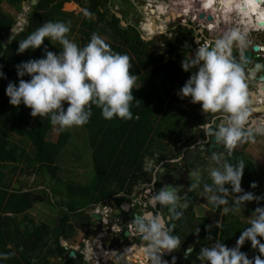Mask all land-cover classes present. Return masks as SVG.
I'll return each mask as SVG.
<instances>
[{
  "label": "trees",
  "instance_id": "trees-1",
  "mask_svg": "<svg viewBox=\"0 0 264 264\" xmlns=\"http://www.w3.org/2000/svg\"><path fill=\"white\" fill-rule=\"evenodd\" d=\"M28 1L31 0H11L10 3L21 10L23 2ZM66 2L69 0H39L25 15L28 18L23 30L6 48L4 41L17 20L0 12V71L6 77L0 78V253L6 254V258L0 257V264H84L83 256L77 254V258H73L71 250L63 242H73L78 230H84L87 235L90 233L93 220L86 213L87 210L91 207L97 210L101 203L122 191L132 194L142 183L152 180L146 174L147 159L160 162L169 158L173 153H167V141L182 142L193 126L204 121L200 117H192L186 109H182L177 115L173 114L174 109L170 108L172 103L167 110L164 98L170 91L167 90L168 93L163 96L164 91L159 88L165 81L160 80L158 73L151 75L141 72L137 67L152 66L158 60L148 56L139 47L136 50L133 47L134 40L131 45L123 44L116 38L114 29H118L119 19L112 25L110 20L115 17H106L109 11L103 8L100 1L89 11L93 16H98L97 22L91 18L80 21L81 16L65 12L63 5ZM79 3L85 6L83 0H79ZM45 21L69 23L68 33L77 31L80 34L78 46L85 45L93 32L100 35L104 31L115 41V44L107 43L110 50L129 56V71L137 76L132 94L134 100L139 101L131 104V119L113 117L106 120L101 116L100 109L92 106V115L86 124L60 131L57 126L50 124L47 116L32 117L30 109L22 103L18 106L9 103L5 88L9 81L18 82L15 66L21 61L40 58L45 47L57 49L56 46L59 45L57 41L56 46L50 45L45 38L40 48L28 49L22 54L16 53L17 41L25 38ZM100 25L102 26L99 27ZM59 51L60 49L57 50ZM180 63L177 60L174 71L177 74L173 85L180 81V86H175L177 92L191 74L184 71ZM23 79L28 80L30 77L25 75ZM139 82L142 83L141 88L136 87ZM64 106H67L66 102ZM54 129L58 132L56 142L48 140ZM190 143L191 141H186V144ZM69 147L79 152L83 148V151L73 155ZM179 155L178 149L174 156ZM236 158L244 159L246 164L241 187L245 191L264 196L262 169H257L250 158L237 150L233 151V162ZM60 162H64V165L59 166ZM83 164H86L85 167H81ZM65 170L66 173L72 170L74 176L64 175ZM78 175L80 179H77ZM31 177L41 179L42 184L50 181L52 188H44L45 194L34 192L26 181ZM207 178L206 173L201 175V187L192 189L188 197L189 208L182 210L183 216L172 220L174 225L169 226L182 243L175 250L177 256H184L183 250L190 244L193 246V253L184 260L185 264H199L196 253L201 247L210 246L216 241L228 247L235 246L237 237L254 217V209L264 206V199L246 202L245 207L235 214L224 216L219 208L213 209L202 192V184ZM253 182L256 184L255 188L250 187ZM15 185H19L18 188ZM38 194L45 200L46 196L59 197L54 205L63 213L54 225L36 223L37 219L28 213L33 209V199ZM198 197L210 211L221 214L219 220L213 223L209 216H196L193 203ZM228 198L231 201L230 194ZM20 217H23L21 221ZM258 239L264 243V238ZM120 248L121 246L114 250ZM240 250L249 258L260 256L264 259V255L253 248L250 241L246 240ZM117 258V262L113 264H128L124 257L120 259V253ZM57 260L58 263L55 262Z\"/></svg>",
  "mask_w": 264,
  "mask_h": 264
},
{
  "label": "clouds",
  "instance_id": "clouds-1",
  "mask_svg": "<svg viewBox=\"0 0 264 264\" xmlns=\"http://www.w3.org/2000/svg\"><path fill=\"white\" fill-rule=\"evenodd\" d=\"M212 3L213 0H202L204 8L210 7ZM216 4L219 11L234 13L233 15L242 19L248 17L249 24L230 27L221 34L213 31L217 37L208 35L202 37L206 39L205 41L196 40L198 47L180 63L181 68L191 74L177 95L181 99L189 97L192 104H199L201 112L208 118L196 129H199L204 139L211 140L224 149L219 153L215 151L210 153L209 164L205 168L210 182L202 184V192L213 209L219 208L221 214L227 216L245 207L246 202H259L264 199V196L245 191L241 187L246 164L242 158H236L234 162L232 160L233 150L238 144L254 142L255 139V130L248 125L252 109L249 107L248 91L244 82L243 50L250 44L248 34L252 33L249 31V27L252 26L251 16L258 14L264 19V0H216ZM84 15L91 17L94 14L85 9ZM201 27L210 34L206 26ZM69 31V23L45 21L25 38L17 41V54H22L28 49L40 48L45 38L50 42L57 41L61 47L59 52H53L45 47L40 58L21 61L15 66L18 82L9 81L5 88L9 103L13 106L22 103L30 109L32 117L47 116L50 124L57 126L60 131L86 124L92 115V106L99 108L101 116L106 120L113 117L131 119L133 115L131 104L133 101L136 103L139 101L134 100L132 94L137 76L129 71L131 67L129 56L110 50L105 40L95 32L85 45L78 46L67 38L66 34ZM199 33H204V30ZM253 33L264 35V32L260 31ZM196 39L200 37L197 35ZM262 44L258 46L260 47L258 55L264 59V41ZM233 47L241 53L239 62L232 56ZM25 75L30 79H23ZM0 78H6L3 71H0ZM189 175L195 181L189 185V190L201 187L200 169L190 171ZM226 185H230L231 189L229 190ZM250 187L255 188V182L251 183ZM229 194L232 197L231 201L228 198ZM150 200L152 207L166 206L170 219H180L183 216L182 209L188 206L187 203L177 205L176 189L171 185L161 187L150 195ZM100 208L98 213L94 212L93 207L87 211L90 212L89 216L91 212L93 213L94 216L91 218L97 223L105 224L106 217H103ZM253 213L254 217L237 237L235 246L228 247L220 241L203 246L196 253L199 264H264V259L260 256L249 258L240 250L247 240L251 242L253 248L264 255V243L258 239L264 238V206H257ZM95 216L101 218L97 220ZM131 226L146 242V254L151 257V264H162L160 254L165 250L174 251L182 244L179 236L173 234L171 228L166 227L159 212L137 215L132 219ZM219 226L217 222V227ZM113 230L116 236L119 232L117 228ZM196 232L198 233L199 229ZM97 235L98 233L95 242L106 239ZM84 241L90 242L82 239L76 249H70L71 254L74 253L73 258H77V254L82 255ZM95 242L90 244L99 251V256L102 251L105 254L107 261L103 264H108L114 258L113 254L119 253L121 249H125V259L128 254L129 256L132 254L127 252L130 247L128 245H122L118 250L108 248L113 253L106 254L107 248L103 246L102 249H98ZM134 248L133 251L137 253L139 248L135 246ZM192 253L191 244L183 250L186 258ZM0 257L6 258V254L0 253ZM126 261L129 262L127 259ZM84 264L88 263L84 261Z\"/></svg>",
  "mask_w": 264,
  "mask_h": 264
},
{
  "label": "flooded vegetation",
  "instance_id": "flooded-vegetation-1",
  "mask_svg": "<svg viewBox=\"0 0 264 264\" xmlns=\"http://www.w3.org/2000/svg\"><path fill=\"white\" fill-rule=\"evenodd\" d=\"M97 1H100L104 6V8H106L107 10L110 9L111 14L115 17L110 20L112 25L115 24L116 19H119L117 25L118 29H114V35L121 43L123 44L130 43L132 45L134 40L133 47L136 50L137 47H139L148 56L158 60V63L155 65L152 66L139 65L137 67L141 72L144 73H149L151 75L158 73L160 75L159 76L160 80L165 81L164 84L159 85V88H162L160 89L162 90V92L164 91L163 96L168 93L167 90L170 91L167 97L165 96L164 98L165 101L167 102L166 103L167 110L169 108L170 103H172L173 106L170 108L174 109L173 114L175 115L179 114L182 109H186L187 113L194 118L200 117L203 120L207 119L208 117L201 112L199 104H192L190 102L189 97H185L183 99L178 97L177 87L175 86H180V81H177L173 85L174 79L177 74V72H174L176 71L175 64L177 60L181 62L182 58L192 55L193 49L198 47V45H196L197 43L196 33L198 32L197 30L201 27V24L197 25L196 31L190 24L192 23L191 20L192 21L199 20V16L191 17L187 19L186 15L181 14V16L178 17V14L181 13L182 4H177L176 6L180 8V11L178 10L177 12V10L173 9L171 11L167 10L166 12L169 13L168 15H170L171 17L170 20H167L168 16L166 15V22L169 26V28L166 31H163V29L162 30L157 29L156 25L154 24L155 20L151 21L150 29L148 30L147 28L141 26L142 18L141 17L138 18V16H142V17L144 16L142 15V12L138 10L131 12L132 21L131 20L128 21L126 26L122 25L121 17L123 19L124 16L123 10L125 8V3L123 0L119 1L121 3V6L113 5L116 3V0H107V1L83 0V2L85 3L84 7L79 3V0H71V1L69 0V2L67 3L76 6L77 7L76 9L77 10L79 9L78 14H80L81 12H84L85 8H87L88 11L93 10V5ZM141 1L145 3V0H141ZM31 2L32 1L27 2V4H29L30 7L29 9H32L33 7ZM76 9H74L73 11H76ZM25 10L26 9H24V11ZM27 13H28L27 11L22 13L25 18H26L25 15ZM173 13L175 14V16H172ZM85 18H91L93 21H98V16H91V17L84 16L83 19ZM128 19H130L129 16ZM178 19H179V23H177ZM173 24L174 26H172ZM262 45H263L262 41L259 42L258 44L251 43L249 44L248 48L252 51V48L254 46H262ZM246 51H248L247 48L243 50V53ZM240 55L241 53L239 50H234L232 53L233 58L236 60H239ZM255 63L256 62L254 61L253 66L244 69L245 71L244 82L246 83L247 86L249 107L252 109L250 113L248 125L255 130L254 136L256 138H259L261 136L264 137V109H263L264 92H262L261 94L259 91H255V87L253 85L254 78L252 79V77H250L251 73H249V70L255 66ZM179 78L181 80L182 75ZM141 86H142L141 82H139V84L136 85V87L138 88H141ZM217 122L219 123L221 121H217ZM200 123L202 122L197 123L195 126H193V128H191V130L187 133V135L184 137L182 142L175 143L174 141H167V153L169 154L173 153V155H170L169 158L163 159L160 162H156L154 159L151 160H148L149 158L147 159L146 174L148 177L151 176L152 180L145 181L144 183H142L140 186L137 187L138 189L137 188L135 189V191L132 194H128L127 192L122 191L117 195H114L112 199L106 200L102 204H100L102 206L100 208V211H102L101 213L103 217H106L105 220L107 221V223L105 224L97 223L95 227L91 226V228L89 229L90 233L88 235L86 234L83 240H89L90 242H95L94 239L96 237V234L99 231H103L104 228H107L108 229L106 235L107 238L99 240L102 242L104 247L109 246L110 249L114 250L115 248H119V246L122 245L130 246L131 244H133L132 246L138 247L139 248L138 250H141L140 252H142L141 254L140 253L137 254L138 257L134 258L135 259L134 262L139 263L140 261H142L145 262V264H151V257L146 254V251H143L141 249L142 247H146V242L143 241L142 236H138V235L133 236L131 234L132 231L129 229V225L131 224L134 215L135 216L141 215L145 212H159L164 219V223L166 227L171 226V223L174 225V222L172 221L174 219H170V221H167V217L169 216L168 208L166 206H160V205H156L155 207H152V202L150 200V195H153L161 187H164L169 184H173L176 188V193L178 196L177 205L179 206L181 204L187 203L188 205L187 207L189 208L190 204L188 201V197L191 192V190H189V185L195 182L194 179H192L191 176L189 175V172L196 169H200L201 175L203 173H206L205 168L209 164L210 153L213 151L218 153L224 151L222 146L213 144L211 140L203 138V134L200 133L199 129H196V127ZM258 128H263L262 135L258 134ZM186 141L187 143L191 141V143L188 145L186 144ZM247 143L250 142H244V145ZM175 144L177 145L176 147ZM179 145L182 146L180 147ZM212 145H216L218 147L212 148ZM180 148L182 149V153L180 152L181 155L174 156L175 152H177V150ZM235 148L237 150V147ZM173 160H175L176 162L175 163L169 162ZM149 161H151V163H149ZM172 171H176L179 174L180 179H176L174 176H172L171 175ZM206 182H208V178L206 179ZM136 191H139V193L137 194ZM200 201H202L200 197H198L195 200V202L193 203V210L195 204ZM126 205L128 206L126 207ZM86 213L89 215L90 212L87 211ZM92 216L94 215L91 212L90 217ZM95 218L98 219L96 216ZM100 218L101 217H99V219ZM122 227L123 230H121ZM115 228H117V230L118 229L121 230L122 233L119 232L115 236V231L113 230ZM126 230L129 231L131 234L128 237L125 236ZM95 243H98V241H96ZM113 255L114 258L108 264H113L114 262H117L118 253H114ZM160 255H161L162 264H164L165 261L167 263V256H168L167 252L164 251ZM100 256L102 260L106 261L103 255V251L101 252ZM173 256L176 258L175 264H185L184 263V260L186 259L185 256H180V255L177 256L175 253ZM173 260L174 259L172 258L169 259L168 261L171 262V264H173Z\"/></svg>",
  "mask_w": 264,
  "mask_h": 264
},
{
  "label": "rangeland",
  "instance_id": "rangeland-1",
  "mask_svg": "<svg viewBox=\"0 0 264 264\" xmlns=\"http://www.w3.org/2000/svg\"><path fill=\"white\" fill-rule=\"evenodd\" d=\"M22 1H24V0H22ZM123 1L125 3V8L123 10L124 11L123 19L121 17L122 25L126 26L128 21H130V20L132 21L131 12L138 10V11H141L142 15L144 16V17L138 16V18L139 17L142 18V20H141V26L142 27L147 28L149 30L151 21L155 20L154 24L156 25V28L161 29V30L163 29V31H166L169 28V26L166 22V15L168 16L167 20L170 17V15H168L169 13H165V15H164L162 12H167V10L171 11L173 9L177 10V12H178V10L180 11V8H178L176 6L177 4H182V7H185V5H186L184 3V0H145V3L142 2L141 0H123ZM10 2H11V0H0V12L3 13L4 15H6L8 18H12V19L16 18L19 20L20 17H24V15L22 14L23 12L27 11L29 13L32 10V9H29L30 7H29V4H27V2H23L21 10L19 8L17 9V7H15L13 5L14 3H10ZM201 2H202V0H197L196 5L199 6ZM212 4H214V2ZM113 5L114 6L115 5L121 6V3L116 0V3ZM211 6H213V5H211ZM76 8H77L76 6H74L73 4H68L67 2L64 3V5H63V10L65 12L73 13L75 15H77L79 12V9L77 10ZM103 8H104V6H103ZM151 8H153V9H151ZM24 9H26V10L24 11ZM74 9H76V11H73ZM107 11H109V14L106 17H110V15L113 16L111 14L110 9H108ZM212 11H215V8ZM193 14L199 16L200 13L199 12H197V13L193 12ZM233 14L234 13H228V16H226V18L231 17L233 19L229 20L228 23H222L221 22V24H218V30L223 32L230 27H237V26L239 27L240 24H242V23H240V17L237 15H233ZM78 16H81L79 19H80V21H83V18L85 16L84 12H81L80 14H78ZM128 16L130 17V19H128ZM257 16H258V14H253L251 16V20H250L251 25H256V27H252V26L249 27V30H251L252 32H255L254 30H256L258 27L257 23H254V19L257 18ZM193 17H196V16H193ZM224 17H225V15H224ZM27 18H28V16L26 17V19ZM235 20H237L238 24L235 22ZM197 21H199V22H197ZM201 21L202 20H193V21L191 20L192 23L190 25L196 31L197 25L203 23ZM94 22H97V21H94ZM177 23H179V19L177 20ZM248 24H249V21L247 23V26H248ZM101 26L102 25H100L99 27H101ZM172 26H174V24ZM97 29H98V27H97ZM203 30H204V33L200 34L199 32L203 31ZM197 31L198 32L196 33V36L198 35L200 37V39H196L197 41H200V40L205 41L206 39H203L202 38L203 36L207 37L209 35V36L217 37V35L212 33V32H210V34H208L203 27H200ZM105 35H106V33H104V31L100 32V36L105 40L106 43L115 44V41L113 39H111L107 35L106 36ZM66 36H67V38H69L70 40H72L73 42L78 44V38L80 37V34L77 31H75L72 34L67 33ZM248 38L250 40V44L251 43H257L258 44L261 41L263 43V41H264V35L261 33H259V34L258 33H251L250 35L248 34ZM209 40H210V38H209ZM49 43H50V45H54V46L57 45L56 41H51V42L49 41ZM60 47H61L60 45L57 46V49L55 51L50 47H47V49L51 50L53 52H57V50H59ZM233 50H238V49L236 47H233ZM252 50H253V48H252ZM239 59H240V57H239ZM57 138H58L57 131L56 130L51 131V133L49 134L48 140H50L52 142H56ZM247 146L251 147L250 150L253 152H251L249 149L247 150V148H246ZM239 148L242 150V152L245 154V156L250 158L252 161H253V157H252L253 154H258L264 159V154H263L264 153V137L263 136H261L259 138L255 137L254 142H252V143L250 142V143H247L245 145H244V143H241V146H239ZM69 149L72 151L73 155L83 151V148H81L80 152L76 149L71 148V147H69ZM149 163H151V161H149ZM63 165H64V162L59 163V166H63ZM85 165L86 164H83L81 167H85ZM262 165H264V164H262ZM64 175H66V176L68 175L71 177L74 176L72 170H68L67 173L65 170ZM16 177H18V175H16ZM22 179L25 180V177H23ZM77 179H80V175L77 176ZM26 181L28 182L27 183L28 186H30L34 192H38L40 194H45V192H43L44 188H48V189L52 188L50 181H46L45 184H42L43 181L39 178L34 179L33 177H31V178H27ZM15 186L18 187L19 185H15ZM227 187L230 189L229 185H227ZM139 191H136V193L138 194ZM40 194H38L36 196H38L39 198L42 199L43 196ZM233 195H236V194H233ZM46 197H47V199H46L47 202H46V200H44V201L35 203L33 209L30 210L28 213L33 218L37 219L36 223H45L48 225H54L55 222L58 221L59 218H61V216H62V215L59 216L60 208L54 205V202L56 201V199H59V197H57V198L55 196H50V198H49V196H46ZM204 204L205 203L202 201L197 202L195 204V207H194V210L196 213L195 212L194 213L197 216H204V215L210 216L213 223H214V221L219 220L221 217V214H215L214 212L207 209V207ZM99 217H101V216H99ZM22 218L23 217H21L19 220H21ZM96 225H97V222L95 220H93L92 226L95 227ZM138 253L141 254L142 252H140V250H138V252L134 253V254L137 255ZM103 255L105 257L104 253H103ZM126 259L129 260V262H133V264H135L134 263L135 259H134V256L132 254ZM168 262L169 261H167V264H168Z\"/></svg>",
  "mask_w": 264,
  "mask_h": 264
},
{
  "label": "water",
  "instance_id": "water-1",
  "mask_svg": "<svg viewBox=\"0 0 264 264\" xmlns=\"http://www.w3.org/2000/svg\"><path fill=\"white\" fill-rule=\"evenodd\" d=\"M39 0H32V6H35L38 3ZM120 0H118L119 2ZM181 16L180 14L178 15V17ZM201 19H204V14H200L199 16ZM208 20H213V16H209ZM264 22V21H263ZM27 24V19L25 17H20L19 20L17 19V24L12 28L10 34L8 35V37L6 38V40L4 41V47L6 48L7 45H9L14 38L23 30V28L25 27V25ZM189 38V37H188ZM192 50V48H191ZM246 52L243 53V57H244V69L250 68L251 66H253L254 61L255 66L252 67L249 70L250 77H252V79L254 78V87H255V91H259L261 94L262 92H264V59L259 57L257 52H259L260 47L258 46H254L253 50L251 51L248 47H247ZM236 60V59H235ZM237 62H239V60H237ZM256 93V92H255ZM264 109V107H263ZM258 134H263V128H258ZM213 143V142H212ZM214 144V143H213ZM217 148L218 146L216 145H212V148ZM195 160V159H194ZM171 175L174 176L176 179H180L179 174L176 171H172ZM166 179V178H165ZM172 187L175 188V186L173 184H169ZM15 188H18L17 186H15ZM176 189V188H175ZM45 199H41L38 196H35L33 201L35 203L37 202H41L44 201ZM128 205H126L127 207ZM60 216L62 215V211H60ZM137 216V215H136ZM135 217V215H134ZM133 217V218H134ZM98 218V217H97ZM98 220V219H97ZM167 221H170L169 216L167 217ZM131 225V224H130ZM171 226H173V224L171 223ZM123 230V227L122 229ZM136 232V231H135ZM138 233V232H136ZM130 232L129 231H125V236L128 237L130 236ZM72 257H74V253L71 254Z\"/></svg>",
  "mask_w": 264,
  "mask_h": 264
},
{
  "label": "bare ground",
  "instance_id": "bare-ground-1",
  "mask_svg": "<svg viewBox=\"0 0 264 264\" xmlns=\"http://www.w3.org/2000/svg\"><path fill=\"white\" fill-rule=\"evenodd\" d=\"M213 1H214L215 5L212 4L213 6L208 7V8H204L202 6V2L200 3L199 6H197L196 5L197 0H184V3L186 5H185V7H182L183 9L181 10L180 15L184 14V15L187 16L186 18L188 19V18H191L193 16H198V15H194L193 12H196V13L199 12L200 14H204V16H205L204 19H201L199 17V20H202L201 22H203V23H201V26H206V29L209 32L216 31L217 34H221L222 31L218 30V24H221V22L222 23H228V21L233 19V18H231V17L226 18V16H228V13L219 11L218 10V6L216 4V0H213ZM214 8H215V11H212ZM162 13L165 14L166 12H162ZM200 14H199V16H200ZM224 15H225V17H224ZM172 16H175V14L173 13ZM209 16H213L214 19L213 20H208ZM170 19H171V17L168 18V20H170ZM240 19L242 20L241 23L243 24V26H247L249 18L248 17H244L242 19L240 17ZM263 21H264V19H262L260 15H258L257 18L254 19V23H257V25H258L257 29L254 30L255 32H258V31H260L261 28H264V22ZM235 22L238 24L237 20H235ZM252 27H256V25H252ZM249 31H251V30H249ZM262 31L264 32V29H262ZM98 219H99V217H98Z\"/></svg>",
  "mask_w": 264,
  "mask_h": 264
},
{
  "label": "built area",
  "instance_id": "built-area-1",
  "mask_svg": "<svg viewBox=\"0 0 264 264\" xmlns=\"http://www.w3.org/2000/svg\"><path fill=\"white\" fill-rule=\"evenodd\" d=\"M262 29H264V28H261L260 32H263ZM94 212L98 213L99 209L95 210ZM104 223H107V221H104ZM129 229L132 231L131 234L133 236L141 235L139 233H136L135 230H134V227H132L131 225L129 226ZM107 232H108V229L104 228L103 231L98 232L97 237L107 238V236H106ZM118 232L122 233L121 230H119ZM84 242H85V244H84V247L81 250V253L84 256V261L86 263H88V264H103V263H106L107 260L105 261V260H101L100 259L99 251L93 245H91L90 242H88V241H84ZM96 245H97L98 249H102L103 248V244H102L101 241H98V243ZM105 247L107 248L106 251H105L106 254L113 253L111 250H108L109 246H105ZM141 249L143 251H146V247H142ZM133 250H134V246L133 247H128V251L127 252L132 253L134 258H137L138 256L134 254V253H136V251H133ZM128 257H129V254L127 255V258Z\"/></svg>",
  "mask_w": 264,
  "mask_h": 264
},
{
  "label": "crops",
  "instance_id": "crops-1",
  "mask_svg": "<svg viewBox=\"0 0 264 264\" xmlns=\"http://www.w3.org/2000/svg\"><path fill=\"white\" fill-rule=\"evenodd\" d=\"M69 4V3H68ZM13 19H15V20H17L16 18H13ZM59 46V45H58ZM57 47V46H56ZM54 51L56 50L55 48L53 49ZM54 130H56V129H54ZM53 131V130H52ZM57 131V130H56ZM58 133V132H57ZM239 145H241V144H238L236 147H237V151H240V153H243L242 151H241V149L239 148ZM180 147L182 146V145H179ZM250 146V145H249ZM250 148L251 147H247V150L249 149L250 150ZM239 149V150H238ZM180 150V152L182 153V149L180 148L179 149ZM236 150V148L233 150V151H235ZM251 151V150H250ZM247 152V151H246ZM251 152H253V151H251ZM181 153H180V155H181ZM264 154V153H263ZM256 156V157H255ZM252 157H253V161H254V163H255V165L257 166V169H259V170H261L262 169V171H263V178H262V180H263V182H264V165H262V164H264V159L260 156V155H258V154H253L252 155ZM60 215V214H59ZM204 216H206V215H204ZM200 217H202V216H200ZM210 217V216H209ZM21 218V217H20ZM19 221H21V220H19ZM59 221V220H58ZM85 231L84 230H78V232H77V235H76V237H75V239H74V241L73 242H63V245L68 249V250H70V249H76L78 246H79V243L81 242V240L83 239V238H85V236H86V233H84ZM107 244H109V243H107ZM128 244V243H127ZM133 244H131L130 245V247H133L132 246ZM124 246V245H123ZM135 249V248H134ZM138 251V250H137ZM166 252H167V261L169 260V259H174L173 260V264H175L176 263V258L173 256L174 255V251H171V252H168L167 250H165ZM119 253H120V259L122 260L123 259V257H124V253H125V249H121V250H119ZM56 263H58L59 262V260H57V261H55ZM126 263H128V264H132V263H129V262H126ZM164 264H167L166 263V261L164 262ZM168 264H171V262H169Z\"/></svg>",
  "mask_w": 264,
  "mask_h": 264
}]
</instances>
